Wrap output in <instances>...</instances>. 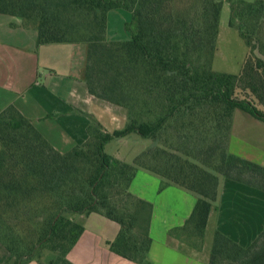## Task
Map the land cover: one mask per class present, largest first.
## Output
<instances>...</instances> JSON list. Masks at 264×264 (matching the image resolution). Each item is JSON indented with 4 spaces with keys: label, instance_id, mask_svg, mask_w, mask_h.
I'll return each instance as SVG.
<instances>
[{
    "label": "trees",
    "instance_id": "16d2710c",
    "mask_svg": "<svg viewBox=\"0 0 264 264\" xmlns=\"http://www.w3.org/2000/svg\"><path fill=\"white\" fill-rule=\"evenodd\" d=\"M225 2L249 48L238 75L212 70ZM113 11L132 14L131 40L108 39ZM0 15L35 28L38 46H84L89 93L127 113L122 130L109 133L96 121L89 140L66 153L16 107L0 113L6 264H73L68 256L84 233L73 216L92 214L119 225L109 243L114 254L146 264L154 207L130 191L140 170L160 178L161 191L173 186L197 198L182 231L199 240L221 178L264 192V167L229 151L236 111L264 124V0H0ZM131 135L151 141L133 163L106 153ZM210 264H264V232L244 248L217 231Z\"/></svg>",
    "mask_w": 264,
    "mask_h": 264
},
{
    "label": "crops",
    "instance_id": "0c3cea01",
    "mask_svg": "<svg viewBox=\"0 0 264 264\" xmlns=\"http://www.w3.org/2000/svg\"><path fill=\"white\" fill-rule=\"evenodd\" d=\"M117 12L110 13L109 22ZM85 58L82 45L38 46L35 28L26 27L20 18L0 15V113L16 107L61 153L85 144L90 138L89 127L96 121L109 133L122 130L127 113L92 96L82 80ZM252 120L234 115L229 151L264 167V129ZM141 181L143 187L138 185ZM161 184L140 170L130 188L154 207L146 264H210L217 231L244 248L264 232L261 190L228 179L221 181L217 207L210 214L205 238L199 240L182 231L197 198L173 186L160 190L158 196H147L149 185L159 190ZM77 222L84 233L68 256L73 264H136L110 249L109 243L120 231L118 224L99 214L80 216ZM7 260L8 252L0 243V264Z\"/></svg>",
    "mask_w": 264,
    "mask_h": 264
},
{
    "label": "rangeland",
    "instance_id": "374dc122",
    "mask_svg": "<svg viewBox=\"0 0 264 264\" xmlns=\"http://www.w3.org/2000/svg\"><path fill=\"white\" fill-rule=\"evenodd\" d=\"M245 1L254 2V0ZM117 13L118 15L114 16L115 18L110 19L108 25V39L112 42H127L132 39V35L126 27L127 23L132 21V14L125 11H119ZM231 20L232 13L230 4L225 2L221 14L220 32L217 40V49L212 63V70L216 73L238 75L241 73L242 67L249 54V48L246 41L241 36L240 29L238 27L231 26ZM238 25H243V21L239 20ZM258 38L264 41V21L262 27L260 28ZM257 54L260 55L261 52H257ZM121 111L126 113V111L122 108ZM235 114L247 119H253L252 121H255L254 123H257L258 127L264 129V124L254 120L251 116H247L240 111H236ZM121 140L122 142H120ZM121 140H115L109 143L105 150L109 156L128 164L133 163L137 156L151 146V141L143 140L137 135H131ZM231 154L237 156L235 153ZM143 172L152 177H156L161 181V179L157 176L145 171ZM221 179L222 181L224 180V178ZM138 185L143 187L145 183L141 181ZM147 188V196L149 197L153 196V194L154 196H158V193H161L160 187L159 190L155 189V187L151 185ZM73 219L79 221L80 216H73Z\"/></svg>",
    "mask_w": 264,
    "mask_h": 264
}]
</instances>
